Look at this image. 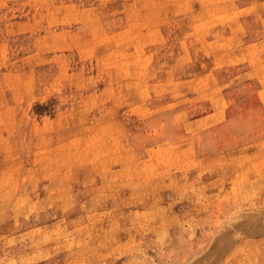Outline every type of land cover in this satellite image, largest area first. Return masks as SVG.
Returning a JSON list of instances; mask_svg holds the SVG:
<instances>
[{
  "label": "rangeland",
  "instance_id": "374dc122",
  "mask_svg": "<svg viewBox=\"0 0 264 264\" xmlns=\"http://www.w3.org/2000/svg\"><path fill=\"white\" fill-rule=\"evenodd\" d=\"M0 264H264V0H0Z\"/></svg>",
  "mask_w": 264,
  "mask_h": 264
}]
</instances>
